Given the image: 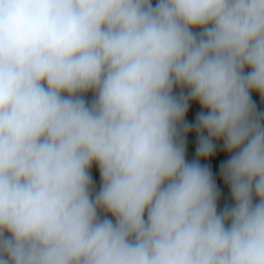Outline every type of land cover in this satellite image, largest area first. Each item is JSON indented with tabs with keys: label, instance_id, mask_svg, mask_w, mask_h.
Listing matches in <instances>:
<instances>
[{
	"label": "clouds",
	"instance_id": "9594fccd",
	"mask_svg": "<svg viewBox=\"0 0 264 264\" xmlns=\"http://www.w3.org/2000/svg\"><path fill=\"white\" fill-rule=\"evenodd\" d=\"M254 94L264 0H0V264H264Z\"/></svg>",
	"mask_w": 264,
	"mask_h": 264
},
{
	"label": "rangeland",
	"instance_id": "374dc122",
	"mask_svg": "<svg viewBox=\"0 0 264 264\" xmlns=\"http://www.w3.org/2000/svg\"><path fill=\"white\" fill-rule=\"evenodd\" d=\"M254 99L257 101V106H258V110L261 112H264V98L260 97L258 94H254ZM201 109L199 108L198 104H192L190 106V114H189V119H192L194 114L198 111H200ZM189 147H188V158L192 159L193 158V152H194V146H195V142H196V135L193 132L190 136H189ZM223 147H222V141L217 142V154H216V162L218 163L221 160H225L227 159V154L225 153L224 155H221V153H223ZM203 162V161H202ZM94 174L98 176V173L96 172V170L94 169ZM217 182L218 184L221 185L222 187V191L224 193V197H222L220 204L221 206H223L225 203L230 204L231 201V197H230V192L228 191V188L226 186V184H224L223 182V178L220 176H217Z\"/></svg>",
	"mask_w": 264,
	"mask_h": 264
}]
</instances>
